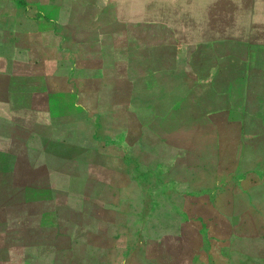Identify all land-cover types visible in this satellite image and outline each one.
Here are the masks:
<instances>
[{
    "label": "rangeland",
    "instance_id": "rangeland-1",
    "mask_svg": "<svg viewBox=\"0 0 264 264\" xmlns=\"http://www.w3.org/2000/svg\"><path fill=\"white\" fill-rule=\"evenodd\" d=\"M156 1L0 0V264H264V0Z\"/></svg>",
    "mask_w": 264,
    "mask_h": 264
},
{
    "label": "crops",
    "instance_id": "crops-1",
    "mask_svg": "<svg viewBox=\"0 0 264 264\" xmlns=\"http://www.w3.org/2000/svg\"><path fill=\"white\" fill-rule=\"evenodd\" d=\"M200 1L207 3V0H158L159 15L158 20H154L158 23H198L208 22L210 20H198L196 19V13L200 9ZM215 0L210 2L214 3ZM203 7H206L205 5ZM209 7V6H208ZM213 8L210 5L211 9ZM161 9H165L166 12L162 13ZM184 10L179 12V10ZM1 102H7L6 98H1Z\"/></svg>",
    "mask_w": 264,
    "mask_h": 264
},
{
    "label": "trees",
    "instance_id": "trees-1",
    "mask_svg": "<svg viewBox=\"0 0 264 264\" xmlns=\"http://www.w3.org/2000/svg\"><path fill=\"white\" fill-rule=\"evenodd\" d=\"M36 231H40V230H39V229H37ZM36 231H35V232H36ZM24 234H25V233H24Z\"/></svg>",
    "mask_w": 264,
    "mask_h": 264
}]
</instances>
